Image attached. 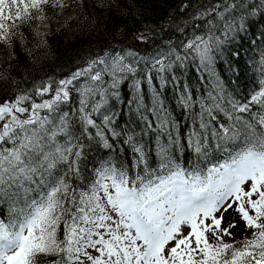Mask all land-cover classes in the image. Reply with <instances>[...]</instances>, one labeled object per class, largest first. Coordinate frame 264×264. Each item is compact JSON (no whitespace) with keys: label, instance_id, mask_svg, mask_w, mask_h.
<instances>
[{"label":"snow or ice","instance_id":"snow-or-ice-1","mask_svg":"<svg viewBox=\"0 0 264 264\" xmlns=\"http://www.w3.org/2000/svg\"><path fill=\"white\" fill-rule=\"evenodd\" d=\"M67 7L68 0H0V44L10 50L8 58L15 59V42L25 44L26 26L38 38L37 47L46 45L48 33L41 28H48L47 10ZM257 15L264 17V0H217L196 14L211 17L205 34L182 46L151 57L131 49L106 51L64 78L49 77L4 98L0 264H264V78L239 100L215 69L222 46ZM189 62L206 73L201 79L210 86L198 98L187 84L177 89L180 106L198 122L187 146L205 158L213 141L225 152L226 145L242 142L223 163L206 169L196 163L187 170L176 162L173 150L183 147L179 123L153 83L159 80L163 88L165 74ZM259 73L264 77V52ZM129 79L133 95L127 104L140 131L117 130L119 112L113 108L121 101L120 85ZM172 80L179 85L174 73ZM0 81H8L6 72H0ZM142 82L150 88V103ZM73 94L79 98L74 108ZM147 136L155 140L159 175L149 165ZM121 137L135 157L131 167L146 175L132 176L123 163L109 159L91 178L84 176V141L111 151ZM229 210L243 222L239 238L233 231L237 220L225 216Z\"/></svg>","mask_w":264,"mask_h":264},{"label":"trees","instance_id":"trees-1","mask_svg":"<svg viewBox=\"0 0 264 264\" xmlns=\"http://www.w3.org/2000/svg\"><path fill=\"white\" fill-rule=\"evenodd\" d=\"M217 0H68V7L62 12L47 10L49 19L46 45L37 47L38 38L34 37L30 27H24L26 42L21 45L14 43L11 51L15 52V59H9V49L0 44V72H6L8 81H0V102L4 98L13 96L16 91L32 88L33 84L52 77L56 80L64 78L77 68L85 66V62L93 57L103 55L106 51H136L140 56H153L157 51H167L169 47L182 46L195 35H203L207 31L206 20L196 19V14L211 7ZM38 23V22H37ZM264 17L259 15L249 18L247 28L239 33L235 39L227 42L217 53L215 69L223 81L227 92L236 99L243 100L250 96L259 87V64L261 53L264 52ZM146 36V40L137 39ZM255 39L256 43L251 41ZM170 42V44L168 43ZM31 50V54L29 51ZM236 53H239L238 55ZM143 68V64H141ZM175 74L179 78V85L172 80ZM173 73H166L168 83L159 87V80L153 83L161 93L163 101L168 108L171 118L178 121L181 144L183 147L173 150L176 162L183 168L191 170L193 165L199 163L201 168H208L227 159L228 152H234L242 146L241 141L226 145L228 152L213 147L205 158H198L191 148L187 146L186 138L190 131L198 128V122L193 123L191 115L187 113L179 102L178 88L181 90L188 85L194 97L206 94L210 86L208 80H202L201 73L196 66L187 63V67L174 68ZM13 81L15 83H13ZM127 80L120 85L121 101L115 102L113 111L119 112L116 117L117 130L124 127H135L140 131L139 121L127 100L132 99L133 90ZM142 93L146 103H150L151 91L146 82H142ZM70 107H76L78 97L73 94ZM68 107V106H66ZM250 119L248 113L243 114ZM150 119L151 115L149 116ZM99 123V118H97ZM221 123L226 118H221ZM93 132L95 130H92ZM116 138L111 151L99 149L95 141L85 140L84 156L81 164L82 174L88 178L94 175V169L103 161L111 159L114 163H123L129 169V174L146 175L140 169L131 167L135 160L128 145ZM143 141L151 149L149 152V165L156 169V175L161 174L158 169V158L155 151L153 136L143 137ZM5 216L7 208H3ZM232 214L237 224L243 228L239 215L227 212L226 218ZM4 218V217H0ZM241 230L233 231L237 238Z\"/></svg>","mask_w":264,"mask_h":264},{"label":"rangeland","instance_id":"rangeland-1","mask_svg":"<svg viewBox=\"0 0 264 264\" xmlns=\"http://www.w3.org/2000/svg\"><path fill=\"white\" fill-rule=\"evenodd\" d=\"M229 212H232L231 210H229ZM234 213V212H233ZM225 215H226V213H225ZM236 216H237V214H235ZM227 217V216H226ZM233 217H235L233 214H232V216L230 217V218H228L229 220L230 219H232ZM243 223V222H242ZM224 226H226V223H225V225ZM238 230H240V229H242L241 228V226L239 225V224H237V227H236Z\"/></svg>","mask_w":264,"mask_h":264}]
</instances>
